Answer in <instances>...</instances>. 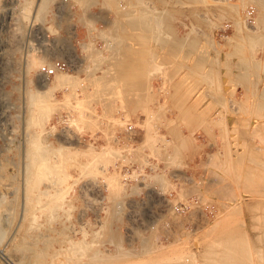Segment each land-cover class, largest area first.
I'll return each mask as SVG.
<instances>
[{
	"label": "rangeland",
	"instance_id": "rangeland-1",
	"mask_svg": "<svg viewBox=\"0 0 264 264\" xmlns=\"http://www.w3.org/2000/svg\"><path fill=\"white\" fill-rule=\"evenodd\" d=\"M36 4L0 0V264H66L69 240L89 264L263 263L264 0ZM59 59L74 85L41 70Z\"/></svg>",
	"mask_w": 264,
	"mask_h": 264
},
{
	"label": "bare ground",
	"instance_id": "bare-ground-1",
	"mask_svg": "<svg viewBox=\"0 0 264 264\" xmlns=\"http://www.w3.org/2000/svg\"><path fill=\"white\" fill-rule=\"evenodd\" d=\"M42 0H36V3L39 4ZM23 3V2H22ZM36 4V5H37ZM36 8V6H35ZM22 11V10H21ZM27 11H28V8H27V5L26 7H24L23 9V13L24 15L27 14ZM37 11V10H36ZM31 15V14H30ZM36 13H35V9L32 13V16H35ZM127 15V14H126ZM75 25V24H74ZM36 28V27H35ZM49 28V26H48ZM73 29L75 30V28L73 27ZM51 30V29H50ZM49 30V31H50ZM56 30V29H54ZM53 30V31H54ZM51 30V32H53ZM75 32V31H74ZM56 33V32H55ZM59 35V34H58ZM68 40V39H67ZM69 41V40H68ZM66 42V40H65ZM81 42H79L80 44ZM81 45V44H80ZM79 45V46H80ZM81 47V46H80ZM84 48V47H82ZM71 49V48H70ZM73 51V48L71 49ZM71 56L73 57V60H76L77 59V56L75 55V53L71 54ZM31 62V61H30ZM29 62V63H30ZM32 62H35V61H32ZM203 63V62H202ZM31 65V64H30ZM33 65V64H32ZM56 75L54 76L55 77V81H56V84L57 86H66V87H69V86H72L74 85L75 81H74V78L73 76H69V75H66V73H58V71L55 72ZM102 78V77H101ZM53 89V88H52ZM264 89V88H263ZM73 90V89H72ZM51 91V90H50ZM261 91V90H260ZM43 92V91H41ZM74 96H71L70 98V108L73 110V111H78V110H82V109H85L84 107L86 105L89 104V99L86 97V96H79V95H76L75 92L73 94ZM68 96V95H67ZM37 97V96H36ZM258 98L260 100V103L262 104V106L258 107L259 110H263L264 111V90L261 91L259 94H258ZM38 99V98H37ZM65 99V98H64ZM68 100V98H66ZM65 99V101L67 102V100ZM63 101V100H61ZM64 101V102H65ZM65 102V103H66ZM64 103V104H65ZM121 103V102H120ZM51 104V103H50ZM67 104V103H66ZM41 105V104H40ZM38 106L37 108V114H42V113H46L48 110L46 109V107H42V106ZM43 105V104H42ZM47 105V104H45ZM142 111L143 109L145 108H140ZM257 109V108H256ZM63 113V112H62ZM44 115V114H43ZM128 118V117H126ZM36 121V119H35ZM65 121V120H64ZM124 122V121H123ZM134 137V135H133ZM129 138V137H128ZM135 139V138H134ZM93 140V139H92ZM35 148V151L37 154H41L42 153V150L41 148L38 147V145H36ZM53 149V148H52ZM112 152V151H111ZM39 156V155H38ZM258 162V161H257ZM261 165H264V164H261ZM116 166V165H115ZM263 167V166H262ZM252 169V168H251ZM107 171V170H106ZM254 171V170H253ZM42 175H45L47 174L48 172L44 171L43 169H41V172H40ZM141 173V172H140ZM32 174V172L30 171V175ZM119 176V175H118ZM157 176V175H156ZM122 177V176H121ZM109 181L114 185V186H117L115 185V182H116V178H117V174H115L114 172L112 173H109ZM258 178V177H257ZM162 180V179H161ZM31 181L28 180V183L29 184ZM162 182V181H161ZM52 184H53V181H49V184L47 185V188L51 189L52 190ZM29 189L28 185H27V188H26V191H28L29 193L31 192L30 190H27ZM65 189V188H64ZM85 189V188H84ZM27 192V195L26 197H29L30 194H28ZM40 196L42 197H45L47 196L48 198L52 197L53 193L51 191H48V190H41L38 192ZM264 193V192H263ZM34 206H38L39 208H41V210H47L49 213L52 212L53 214V211L55 212V208H57L59 205L57 203L55 204H50V203H47L45 200L43 199H40V200H35L34 201ZM28 203V202H27ZM262 210V209H261ZM25 211V210H24ZM28 214V213H27ZM47 221V220H46ZM30 222L32 223L31 225H36L38 224V218L35 216V214L33 212L30 213ZM32 227V226H30ZM34 227V226H33ZM36 228V227H35ZM82 230V229H81ZM261 232H259L257 235H255L254 239H256V242L260 243L262 241H264V228L260 230ZM93 232V231H91ZM102 232V231H101ZM74 233V232H73ZM81 233V232H80ZM85 234V232H83ZM75 234V233H74ZM82 235V234H81ZM87 235V234H86ZM94 238H98L99 235H100V231H94L93 234ZM1 236V235H0ZM90 236V235H89ZM257 236V237H256ZM83 237H86L83 235ZM92 237V236H91ZM82 239V238H80ZM84 240V239H83ZM234 240V239H233ZM67 241V240H66ZM79 241V240H78ZM230 245L232 243H229ZM245 244H247L245 242ZM262 244V243H261ZM227 244L223 245V246H226ZM62 246H64L62 244ZM62 246H58L56 249H64V254H65V263L66 264H89L91 261L92 263L94 262V260H98V258L96 257L95 253H93L92 251L90 252L87 248H86V245L82 244V243H79V242H75V241H68L67 244H65V247L62 248ZM235 246H236V243H235ZM248 246V245H246ZM246 246H245V249H246ZM55 249V250H56ZM248 249V248H247ZM43 252V251H42ZM48 252V251H47ZM46 253V252H45ZM249 253V252H247ZM45 255V254H44ZM43 255V256H44ZM48 255H50L48 253ZM219 255H221L220 259H222V261L220 260H215L214 263L215 264H254L252 262H250V256L248 257L249 260H247V254L244 253V250H242L240 247L238 249V251H235L233 248H231V251H227L225 249H223L221 252H219L217 254V257H219ZM258 255H260L258 253ZM46 256V255H45ZM256 256V255H255ZM216 257V255H215ZM97 258V259H96ZM249 261V262H248ZM43 262V261H42ZM97 262V261H95ZM94 262V263H95ZM261 264H264L261 263Z\"/></svg>",
	"mask_w": 264,
	"mask_h": 264
},
{
	"label": "built area",
	"instance_id": "built-area-1",
	"mask_svg": "<svg viewBox=\"0 0 264 264\" xmlns=\"http://www.w3.org/2000/svg\"><path fill=\"white\" fill-rule=\"evenodd\" d=\"M70 66L69 62L65 59H59L53 61L51 64L44 65L41 67V70L47 75H53L56 71H64Z\"/></svg>",
	"mask_w": 264,
	"mask_h": 264
},
{
	"label": "crops",
	"instance_id": "crops-1",
	"mask_svg": "<svg viewBox=\"0 0 264 264\" xmlns=\"http://www.w3.org/2000/svg\"><path fill=\"white\" fill-rule=\"evenodd\" d=\"M144 19H145V21H144ZM144 19H143V22L146 23L148 26L150 25L152 27V30L154 29V26L158 24V18L157 17L147 15L146 17H144ZM155 34L157 35V31L154 32V30H153L151 33L147 32L146 35H144L147 43H150L151 41H153ZM134 70L138 71L139 67H137Z\"/></svg>",
	"mask_w": 264,
	"mask_h": 264
}]
</instances>
